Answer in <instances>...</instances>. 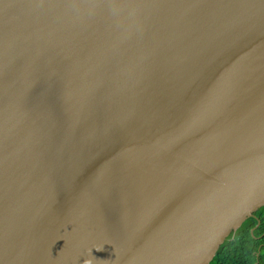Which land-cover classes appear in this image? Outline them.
Wrapping results in <instances>:
<instances>
[{
    "label": "water",
    "instance_id": "obj_1",
    "mask_svg": "<svg viewBox=\"0 0 264 264\" xmlns=\"http://www.w3.org/2000/svg\"><path fill=\"white\" fill-rule=\"evenodd\" d=\"M264 207V0H0V264H210Z\"/></svg>",
    "mask_w": 264,
    "mask_h": 264
},
{
    "label": "trees",
    "instance_id": "obj_2",
    "mask_svg": "<svg viewBox=\"0 0 264 264\" xmlns=\"http://www.w3.org/2000/svg\"><path fill=\"white\" fill-rule=\"evenodd\" d=\"M210 264H264V207L225 240Z\"/></svg>",
    "mask_w": 264,
    "mask_h": 264
}]
</instances>
